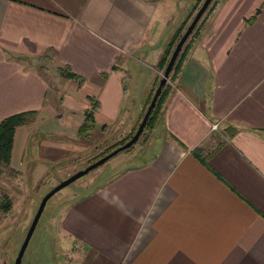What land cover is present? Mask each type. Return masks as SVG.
I'll return each mask as SVG.
<instances>
[{
  "label": "crops",
  "instance_id": "obj_1",
  "mask_svg": "<svg viewBox=\"0 0 264 264\" xmlns=\"http://www.w3.org/2000/svg\"><path fill=\"white\" fill-rule=\"evenodd\" d=\"M173 1L196 0H0V119L23 114L7 166L38 177L121 140ZM210 4L147 145L56 209L64 264H264V0Z\"/></svg>",
  "mask_w": 264,
  "mask_h": 264
},
{
  "label": "rangeland",
  "instance_id": "obj_2",
  "mask_svg": "<svg viewBox=\"0 0 264 264\" xmlns=\"http://www.w3.org/2000/svg\"><path fill=\"white\" fill-rule=\"evenodd\" d=\"M176 1H173L171 6L170 4L167 5V7L160 8L159 14L160 19H162L164 13L167 15V13H171V16L173 18L170 19L169 22H167L164 26V33H168V31L171 32L172 29L176 30L178 26H180L181 22L186 20L184 24L182 25L181 32L184 31V27L186 24L191 20L193 13L195 10L199 7L201 4V0L199 1L198 7L194 10L193 6L194 4L188 8L187 10L181 11L182 5L184 3L179 2V4L175 3ZM211 2V1H210ZM164 4L162 3L161 6ZM210 7V4L208 8ZM207 8V9H208ZM206 11V9H205ZM205 11L203 12L205 14ZM190 12V17L187 18V14ZM202 13V19L200 18V22L204 19ZM174 23V28L171 29ZM200 22H197L198 25ZM196 23V24H197ZM198 31V30H197ZM174 33V32H173ZM195 32L194 34H196ZM193 35H188V45L189 48L191 47V42L193 39ZM181 36V34H180ZM171 37V35H170ZM169 37V38H170ZM175 42V41H174ZM168 42H165L164 47L162 50L166 47ZM173 47V46H172ZM174 48V47H173ZM162 50L160 54L162 53ZM143 52H146L141 50ZM188 51V50H187ZM142 52V53H143ZM159 54V55H160ZM169 55V53H168ZM161 56V55H160ZM159 56V57H160ZM169 58V57H168ZM159 59V58H158ZM155 61L149 59L148 63L153 64L152 62ZM158 61V60H157ZM156 62V61H155ZM146 65V64H143ZM143 65H137L138 68V87H136V93H139L141 95L143 88L142 85L144 84L145 80L148 77L149 69L146 68V66ZM157 74L155 76L153 85L151 87L150 95L148 99H146L145 103L143 104V108L134 116L133 121L131 123V126H129V129H126L123 131V137L121 140L128 138V136H131L134 134V130L136 126L140 122V118L142 114L146 111L147 108V102L149 99H151L153 89L157 87L158 79L163 73L164 67H157ZM171 73V72H170ZM169 73V74H170ZM169 74L167 76V82H170ZM130 86V85H129ZM129 89V88H128ZM161 107L158 109V112L154 113V121L150 125H144L142 129V133L140 134L139 138L136 139L134 144L132 143L130 147L126 148V150H123L122 152H118L117 154L112 155L110 160H106L105 162L98 164L97 167L90 169L83 174L82 176L76 178L73 180V182L68 183L66 186L62 187L60 190L54 192L46 202V205H44L42 209V214L38 218L36 222V228L34 231H32L30 235L29 242L25 246V252L20 258V264H64L61 260V254L58 245H59V239L58 237L54 236V232L50 233V229H52L51 221L52 218L55 217V214L57 212V208L64 202L69 200L78 192L86 191L88 187L91 186L92 183H95L98 181L99 177L101 176V170L106 168L110 165L115 159L118 157H121L124 154H130L135 153L136 151H140V149L147 145L148 138L153 133L152 127L156 124L157 121H159V115H160ZM106 139V138H105ZM104 140V139H103ZM121 140H114L110 141L109 143L106 141L105 143H98L99 140L96 142V151L97 154L106 153L109 152L113 148L119 145V142ZM126 140V139H125ZM106 151V152H105ZM102 153V154H103ZM89 154V156L84 159H80L81 156H73L71 159H68L67 161L59 162V164H56L52 167V169H48L47 172L42 173L40 176L35 177L36 175H39L41 173L39 170L34 171L31 176L28 174L27 171H18L16 169L10 168L7 166V164L0 162V202L4 201V203H8V206H0V264H13V259L18 253L19 245L24 240V234L25 231L29 227V222L31 218H33L35 214V210L37 207V204L40 202V197L45 193L48 192V190L53 187L54 184L60 181V179L66 178L70 174L79 168H84L85 165L88 163L97 160L96 155ZM99 157V156H98ZM119 160V159H118ZM76 161V165L67 166L68 163ZM68 254L71 252L70 247H64Z\"/></svg>",
  "mask_w": 264,
  "mask_h": 264
},
{
  "label": "water",
  "instance_id": "obj_3",
  "mask_svg": "<svg viewBox=\"0 0 264 264\" xmlns=\"http://www.w3.org/2000/svg\"><path fill=\"white\" fill-rule=\"evenodd\" d=\"M210 1L211 0H201V2H200L201 4L193 13L191 20L184 27V31L181 33V36H179L177 38V40L175 41L176 42L175 46H174V48H172V50L169 54L170 55L169 60L166 61L165 65H164V70L158 79L159 81H158L157 87H155L153 89V92H152L153 94L151 96V99H149V101L146 105L147 106L146 111L142 114V116L140 118L141 120L134 130V134H132L125 141H123L122 144H119L118 146H116L115 148L110 150L109 152H106L103 155L97 157V160L95 159L94 161L85 165L84 168L82 167V168L76 169L72 173V175L70 174L66 178L60 179V181L57 182L56 184H54L53 187H51L48 190V192H45L40 197V202H39V204H37L35 214L29 222L28 229L25 231L24 240L19 245L18 253L13 259V264H20L19 263L20 258L25 252V250H24L25 246L29 242L30 235H31L32 231H34V229L36 228V222H37L38 218L41 216V214H42L41 211H42L44 205H46L48 198L54 192L60 190L62 187L66 186L68 183L73 182V180H75L76 178L82 176L83 174L85 175V173H87V171H89L90 169L94 168L95 166L97 167L98 164H101V163L105 162L106 160L110 159V156L114 155L115 153H117L119 151H122L123 149L130 147L131 144L132 143L134 144L136 139L139 138L140 134L142 133L141 131H142L144 125H146V123H147V120H148L147 118L149 116V113L152 112V109L154 108L155 101L158 100V96L160 95L161 87L164 86L165 83L167 82V76L171 72L172 65H173L174 61H176V59L179 55L178 54L179 50H181V47L185 43V40L188 37V35H190L191 32L193 31V29H194L193 27L195 26V24L202 17V13L205 11V9H207L209 4L211 3Z\"/></svg>",
  "mask_w": 264,
  "mask_h": 264
},
{
  "label": "trees",
  "instance_id": "obj_4",
  "mask_svg": "<svg viewBox=\"0 0 264 264\" xmlns=\"http://www.w3.org/2000/svg\"><path fill=\"white\" fill-rule=\"evenodd\" d=\"M199 1L200 0L195 1V4H194L192 10H194L198 7ZM189 15H190V12L187 14V18L190 17ZM186 20L181 22L180 26H178L176 28L174 33L169 38L166 47L162 50V53L160 54L161 56L159 57L158 61H156L157 67H160V68L164 67L166 61L169 60L168 57L170 55H168V53L170 54L172 48L175 46L176 42H174V41H176L177 38L180 36L182 25L184 24V22H186ZM198 22H200V21H198ZM197 27H198V23L195 24V26L193 27L194 29L190 35H193L195 32H197V30H198ZM188 37L186 38L185 43L181 47V50H179V52H178L179 55H178L176 61H174L173 65H172V70H171V73L169 74V79H172L176 75V73H178V71L180 69V65L182 63V60H184L187 56L186 53H187V50L190 46V45H188ZM169 87L170 86H169L168 82H166L165 85L161 87L160 95L158 96V100L155 101L154 108L152 109V112L149 113L146 125H150L154 121V119H155L154 113L158 112V109L162 106L161 105L162 101H163V99H165ZM94 107H95V105H94ZM92 115H93V103H92L91 107L85 111L83 123L77 129L78 133L87 134L89 132V130L93 127ZM22 117H23L22 113H19V114L14 113V114L8 115L7 117L0 119V162L1 163L9 164L8 161H9V155H11V149L10 148H11V144L13 142V137H12L13 132H14L16 126L18 124L20 125V123L22 122ZM125 139H127V138H125ZM125 139L121 140V142H119V144H122V142L125 141ZM102 153L97 154L94 157L96 158L98 156H101L104 154V153L103 154ZM1 205L8 206V203H4V201H1L0 206Z\"/></svg>",
  "mask_w": 264,
  "mask_h": 264
},
{
  "label": "built area",
  "instance_id": "obj_5",
  "mask_svg": "<svg viewBox=\"0 0 264 264\" xmlns=\"http://www.w3.org/2000/svg\"><path fill=\"white\" fill-rule=\"evenodd\" d=\"M216 125H217L216 123H211V124H210V128H211V129H214V128H216Z\"/></svg>",
  "mask_w": 264,
  "mask_h": 264
}]
</instances>
